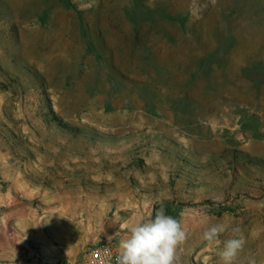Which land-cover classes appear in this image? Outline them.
<instances>
[{
  "label": "rangeland",
  "instance_id": "rangeland-1",
  "mask_svg": "<svg viewBox=\"0 0 264 264\" xmlns=\"http://www.w3.org/2000/svg\"><path fill=\"white\" fill-rule=\"evenodd\" d=\"M0 149L97 242L166 202L175 264H219L218 223L264 264V0H0Z\"/></svg>",
  "mask_w": 264,
  "mask_h": 264
},
{
  "label": "crops",
  "instance_id": "crops-1",
  "mask_svg": "<svg viewBox=\"0 0 264 264\" xmlns=\"http://www.w3.org/2000/svg\"><path fill=\"white\" fill-rule=\"evenodd\" d=\"M33 193L0 149V260L83 264L86 247L101 240L100 219H87L83 206L67 191L44 194L41 204L35 203ZM140 222L123 221L120 228Z\"/></svg>",
  "mask_w": 264,
  "mask_h": 264
},
{
  "label": "clouds",
  "instance_id": "clouds-1",
  "mask_svg": "<svg viewBox=\"0 0 264 264\" xmlns=\"http://www.w3.org/2000/svg\"><path fill=\"white\" fill-rule=\"evenodd\" d=\"M230 235L218 252L219 264H256L254 258L239 259L245 240L239 227L228 228L223 223L213 224L203 232L208 243L219 241L222 234ZM187 239V232L176 219L156 214L154 218L129 226L118 241L116 251L101 250V264H175L176 250Z\"/></svg>",
  "mask_w": 264,
  "mask_h": 264
},
{
  "label": "built area",
  "instance_id": "built-area-1",
  "mask_svg": "<svg viewBox=\"0 0 264 264\" xmlns=\"http://www.w3.org/2000/svg\"><path fill=\"white\" fill-rule=\"evenodd\" d=\"M104 248H110L113 253L116 251V246L108 242L92 243L86 247L83 254V264H101V250ZM0 264H15L11 260H0ZM112 264H115L113 257Z\"/></svg>",
  "mask_w": 264,
  "mask_h": 264
},
{
  "label": "water",
  "instance_id": "water-1",
  "mask_svg": "<svg viewBox=\"0 0 264 264\" xmlns=\"http://www.w3.org/2000/svg\"><path fill=\"white\" fill-rule=\"evenodd\" d=\"M154 213L155 215L161 214V215L172 217L176 219L178 222H180L179 219L175 215L168 212V204L166 202H162L157 208H155Z\"/></svg>",
  "mask_w": 264,
  "mask_h": 264
},
{
  "label": "trees",
  "instance_id": "trees-1",
  "mask_svg": "<svg viewBox=\"0 0 264 264\" xmlns=\"http://www.w3.org/2000/svg\"><path fill=\"white\" fill-rule=\"evenodd\" d=\"M241 155H243V157H245V159L247 160V162H254V161H258V163H264L263 160H255L254 158H249L248 156H244L243 153L240 152Z\"/></svg>",
  "mask_w": 264,
  "mask_h": 264
}]
</instances>
